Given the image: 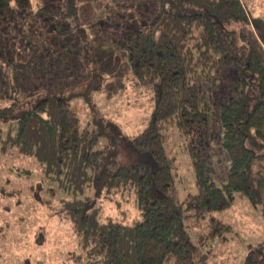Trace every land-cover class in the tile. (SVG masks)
<instances>
[{
  "label": "trees",
  "instance_id": "trees-1",
  "mask_svg": "<svg viewBox=\"0 0 264 264\" xmlns=\"http://www.w3.org/2000/svg\"><path fill=\"white\" fill-rule=\"evenodd\" d=\"M65 2L77 10L76 0ZM114 4L110 25L130 80L153 103L146 126L129 134L107 120L98 131L80 129L55 90L23 103L1 100L0 158L31 156L51 175L47 189L79 239L65 264H208L205 245L231 229L219 213L238 197L256 207L264 195V47L256 37L264 40V19L251 17L244 0H153L148 17L130 26L133 12L119 0L107 6ZM30 6L0 0V26ZM218 102L229 161L220 184L210 160ZM169 138L181 142L194 177L195 191L183 199ZM102 190L131 196L139 219L103 216L91 196ZM246 264H264V240Z\"/></svg>",
  "mask_w": 264,
  "mask_h": 264
},
{
  "label": "rangeland",
  "instance_id": "rangeland-1",
  "mask_svg": "<svg viewBox=\"0 0 264 264\" xmlns=\"http://www.w3.org/2000/svg\"><path fill=\"white\" fill-rule=\"evenodd\" d=\"M65 1L30 0V8L0 26V101L23 103L55 90L68 99L80 129L98 131L112 120L124 132L137 133L146 126L153 103L149 92L132 84L125 51L110 25L118 4L110 9V0H76L75 10ZM119 1L133 12L130 26L152 11L153 0ZM244 5L251 17L264 19V0H244ZM219 103L210 114V160L211 178L220 184L229 161L221 146ZM105 142L101 137L99 147ZM168 145L183 199L195 191L189 158L180 141L169 138ZM51 180L34 157L9 151L0 158V264H65L68 252L78 248L71 223L58 213L60 201L47 189ZM104 193L90 194L103 216L139 219L131 196ZM219 216L231 229L205 245L208 264H246L248 252L264 240V195L256 207L238 197Z\"/></svg>",
  "mask_w": 264,
  "mask_h": 264
}]
</instances>
